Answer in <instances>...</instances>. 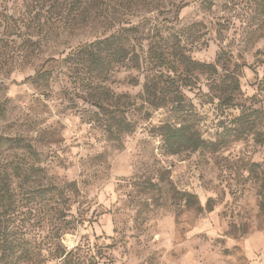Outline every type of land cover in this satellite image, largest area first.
I'll return each mask as SVG.
<instances>
[{
	"label": "rangeland",
	"instance_id": "rangeland-1",
	"mask_svg": "<svg viewBox=\"0 0 264 264\" xmlns=\"http://www.w3.org/2000/svg\"><path fill=\"white\" fill-rule=\"evenodd\" d=\"M104 5L97 15L157 24L153 42L183 55L156 80L181 105L152 108L144 75L125 68L89 93L90 68L61 59L100 37L99 22L50 32L29 52L22 31L0 35V168L18 176L7 220L25 242L21 264H264V137L225 131L244 108L264 114V0ZM182 121L208 146L169 155L158 127ZM46 186L67 187L64 219L29 196Z\"/></svg>",
	"mask_w": 264,
	"mask_h": 264
},
{
	"label": "trees",
	"instance_id": "trees-1",
	"mask_svg": "<svg viewBox=\"0 0 264 264\" xmlns=\"http://www.w3.org/2000/svg\"><path fill=\"white\" fill-rule=\"evenodd\" d=\"M119 1L126 5L131 3V0ZM8 2H12L10 7ZM163 5L156 3L154 7H163L158 11L159 14L169 13ZM103 6H105L104 0H0V35L17 37L22 31L24 52H29L50 32L72 31L75 27L79 28V25L82 27L87 23L99 22L105 27L104 33L108 30L112 32L107 35L102 33L100 37L77 46L61 59L62 62L80 63L90 68L89 87L85 86L88 87L89 93L103 94L104 92L98 93L99 86L102 85L100 83L107 81L115 72V68H125L144 75L143 94L152 108H162L167 102L181 105V96L175 95L173 98L160 96L161 90L157 92L159 84L156 80L168 78L173 65L183 62V55L169 52L164 44V47L159 46L156 38L153 42L150 34L160 29L157 24L147 18L131 23L124 16L97 15L99 10L102 11ZM33 37L37 39L34 40ZM51 61L56 60L49 59L45 63ZM44 76L45 72H37L27 79L40 81ZM227 100H232V97ZM122 114L125 112L123 111ZM233 125V128H227L225 131L235 138L252 136L257 141L264 137V114L259 109L252 107L242 109ZM158 131L164 151L169 155L188 150L196 151L208 146L198 132L183 121L174 124L164 123L158 127ZM22 141L10 140L16 148L35 154L32 146L27 143L22 144ZM13 176L12 172L8 173L6 169L0 168V208L4 211L0 223V264H21L30 260L24 256L27 252L23 246L24 240L13 232L7 220L13 216L12 208L16 203L13 199L12 179L18 176ZM67 191V187H38L31 190L29 196L43 203L56 204L57 218L62 220L66 217L65 205L69 202ZM186 197V203L193 204L194 196L186 195ZM260 209L264 213L263 200ZM61 256L63 254L59 257Z\"/></svg>",
	"mask_w": 264,
	"mask_h": 264
}]
</instances>
